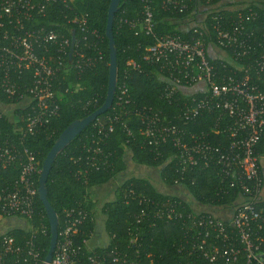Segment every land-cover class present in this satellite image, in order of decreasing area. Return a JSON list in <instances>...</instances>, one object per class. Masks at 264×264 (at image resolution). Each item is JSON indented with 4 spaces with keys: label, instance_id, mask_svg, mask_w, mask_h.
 I'll list each match as a JSON object with an SVG mask.
<instances>
[{
    "label": "trees",
    "instance_id": "trees-1",
    "mask_svg": "<svg viewBox=\"0 0 264 264\" xmlns=\"http://www.w3.org/2000/svg\"><path fill=\"white\" fill-rule=\"evenodd\" d=\"M110 1L68 0L66 5L54 4L45 15H33L23 24L22 33L54 31L69 39L70 44L74 33L75 45L71 61L66 58L64 68L59 69L52 79L54 100L59 108L55 118L30 133L24 123L28 110H15L14 116L18 118L15 122L0 113V153L8 149L17 154L9 164L0 158V190L13 189L19 178V162H25L27 154L33 156L38 170H41L58 136L72 122L88 117L103 105L108 86L109 47L105 31ZM219 1H211L208 5ZM184 2L186 8L183 10L168 4L167 0H121L119 3L112 23L116 91L111 109L98 118L104 120L110 115L113 119L112 132L106 133L104 129L99 133L90 124L56 157L46 182L47 200L58 217V234L68 213L84 217L73 239L81 246L74 257V264H89V256L104 257L109 264H112L113 256L130 264H210L197 249L199 240H196V234L199 229L193 225L205 215L195 214L185 201L175 196L160 193L145 178L126 179L115 189L114 200L101 206L99 212L104 217L108 244L94 249L87 244L82 245V241L88 243L95 227L96 204L91 200L89 190L105 185L125 172L127 151L133 164L158 169L164 186L182 188L202 206L213 210L231 207L238 198L239 185L228 181L229 178L223 179L213 163L208 167L202 162L184 166L170 139L155 146L149 145V140L143 136L145 125L142 121L152 116L161 122L180 124L179 109L190 99L179 92L166 98L164 79L167 70L164 64L145 60L147 49L155 45L160 37L177 36L183 40L196 37L192 30L180 31L179 25L188 19L196 23L194 12L197 7L208 5L205 0ZM146 10L151 15L150 33L144 29ZM80 16L87 17V29L83 34L71 22ZM248 16L255 17L252 20ZM239 17L244 19L245 26L252 32L250 41L254 44L253 49L237 60L231 50L226 51V60L208 55V63L214 68L217 78L233 74L237 79H244L247 74L250 83L264 90V73H257L254 67L256 60L260 57L264 59V7L252 3L238 9L207 14L200 23L204 35L202 39L206 47L215 45V28L228 29L239 21ZM36 53L40 55L41 51L36 50ZM128 63H135L139 69L133 70ZM27 76L29 79V73ZM122 85L126 86L128 93L120 103L118 98ZM194 97L200 98L201 95ZM0 104H18L3 91L1 71ZM217 111H205L187 123L184 126L185 143L226 145L230 134L221 132L226 120ZM257 153H264V139ZM39 174L33 177L36 190L34 212L27 227L7 231L20 252L10 254L6 264H36L28 254L30 250L39 253L37 264H42L46 257L50 233L37 193ZM166 206L174 207L176 214L169 216ZM41 226L45 228V234L41 233ZM132 239L136 240L135 243H131Z\"/></svg>",
    "mask_w": 264,
    "mask_h": 264
},
{
    "label": "built area",
    "instance_id": "built-area-1",
    "mask_svg": "<svg viewBox=\"0 0 264 264\" xmlns=\"http://www.w3.org/2000/svg\"><path fill=\"white\" fill-rule=\"evenodd\" d=\"M184 1L167 0V3L183 10L186 8ZM211 1L214 0H205V3L208 5ZM67 2L68 0H0L2 89L8 98L18 101L17 105L21 109L28 110L24 123L30 133L49 123L58 114L52 79L65 66L70 40L54 31H21L23 24L33 18V15L43 16L54 4L66 5ZM232 3L233 0H220L216 4L198 6L194 12L196 25L193 24L186 30H192L196 37L183 40L177 36H164L147 49L145 60L161 62L167 70V77L164 79L166 98L179 92L190 99L179 109L180 124L161 122L159 118L152 116L146 118V122L142 121L145 125L143 136L149 140V145L155 146L170 139L184 166H195L202 162L208 167L213 163L223 179L229 178L228 181H235L239 185L238 198L231 207L220 208L221 215L194 212L205 215L193 223L199 229L196 234L199 244L196 246L204 259L210 264H264V153H257V148L264 139V90H260L255 83H250L247 74L244 79H237L232 73L216 77L214 68L207 60V47L202 39L204 35L200 24L209 13L233 10L229 7ZM200 9H203L201 13ZM248 17L253 20L255 16ZM198 18L202 20L198 21ZM185 21L187 23L191 20ZM71 22L78 27L80 33L86 32V16L75 17ZM244 23V19L239 17V21L228 29L220 26L215 28V45L212 46L225 54L218 59L226 60L227 50H231L232 56L237 60L247 56L253 49L254 44L250 41L252 32ZM144 29L147 33L152 29L148 10L145 12ZM36 50H40L41 54L38 55ZM51 60L54 62L51 63ZM128 65L133 70L139 69L135 63ZM254 67L257 73L263 74L264 59L260 57L256 60ZM119 90L118 100L121 103L128 92L125 85ZM197 94L201 97H194ZM214 110H218L219 116L226 120L221 132L230 134L227 144L185 143L184 126L203 112ZM92 124L99 133L104 129L106 133H111L113 119L109 115L104 120L97 118ZM103 125L106 127H102ZM16 156V152L11 153L8 149L0 153V158L8 164ZM39 173L33 156L27 154L26 161L19 162V178L13 189L0 190V264H6L10 254L20 252V248L15 246L14 238L8 236L7 231L10 228L27 227L34 212L36 190L33 177ZM166 207L169 216L176 214L174 207ZM83 219L84 217L72 216V213L67 214L50 264H74V257L81 246L73 239ZM40 231L45 234L43 226ZM135 241L132 239L131 243ZM86 244V241H82V245L87 246ZM28 254L37 264L39 253L30 250ZM87 261L89 264H109L104 257L99 259L89 256ZM111 263L130 264L127 260L119 261L114 256Z\"/></svg>",
    "mask_w": 264,
    "mask_h": 264
},
{
    "label": "water",
    "instance_id": "water-1",
    "mask_svg": "<svg viewBox=\"0 0 264 264\" xmlns=\"http://www.w3.org/2000/svg\"><path fill=\"white\" fill-rule=\"evenodd\" d=\"M121 0H111L107 13V23L105 35L108 39L109 47V69H108V86L107 93L103 105L88 117L82 120H76L72 122L57 138L52 148L48 152L45 160L42 164L39 179L37 193L39 199L45 210L47 221L49 225L50 241L49 248L44 259L43 264H50L53 252L55 250L58 240V217L50 206L47 200L46 182L49 176L52 164L56 157L90 124H92L97 118L105 114L111 109L114 95L116 91V50L114 49V42L112 36V23L115 13L118 10V6ZM75 45V34H72L71 44L68 52V61L72 59Z\"/></svg>",
    "mask_w": 264,
    "mask_h": 264
},
{
    "label": "rangeland",
    "instance_id": "rangeland-1",
    "mask_svg": "<svg viewBox=\"0 0 264 264\" xmlns=\"http://www.w3.org/2000/svg\"><path fill=\"white\" fill-rule=\"evenodd\" d=\"M256 4V5H260L262 7H264V3H261L257 0H233V3L231 5H229V7L231 9H238L241 7H245L249 4ZM203 9H200L199 12L201 13ZM199 13V14H200ZM205 13V12H204ZM198 21H201V18L197 19ZM193 24L196 25L195 22L189 21L187 23H183V25H179V30L180 31H186L187 29H189V27H192ZM207 54L210 57H214V58H223L224 57V53L219 51L218 49L214 48L212 45L207 47ZM21 108L20 105H15V106H5V105H1L0 104V113L7 116V118L12 121L15 122L16 121V117L14 116V112L15 110ZM125 161H126V170L124 173L119 174L118 176H116V178L113 179V182L116 183L118 182L119 178H145L148 179L152 182V184L155 186V188L163 194H167V195H171V196H175L183 201H185L193 210V212L199 213V212H206V213H210L212 215H221V210L220 209H212L209 208L208 206H202L198 203H196L195 201H193L190 196L188 195V193L183 190L180 187H171L168 188L166 186H164L161 182L160 176H159V170L158 169H153V168H148V167H144V166H138L135 165L131 162L130 159V153L127 151L125 153ZM100 192L101 191H97ZM98 194V193H97ZM91 200H93V198H91ZM100 209V208H99ZM101 218V213L98 212V215ZM3 226V225H2ZM9 226H7L8 228ZM104 228L103 223H98V229L102 230ZM104 243V241H102ZM102 243H98V245H101Z\"/></svg>",
    "mask_w": 264,
    "mask_h": 264
},
{
    "label": "crops",
    "instance_id": "crops-1",
    "mask_svg": "<svg viewBox=\"0 0 264 264\" xmlns=\"http://www.w3.org/2000/svg\"><path fill=\"white\" fill-rule=\"evenodd\" d=\"M15 106V105H13ZM124 173V172H123ZM126 179L128 178H119L118 182L114 183L113 180L110 181L109 183L94 187L89 190V194L91 198H93V202L96 204V209H95V227H94V232L91 235L87 245L90 249H94L97 247H105L108 244V237L104 231L98 229V223H104V217L101 216V218L98 215L99 208L105 203H110L114 200V191L115 189L120 186ZM97 191H101L97 192ZM98 193V194H97ZM104 225V224H103ZM104 241V243L102 242ZM98 243H102L101 245H98Z\"/></svg>",
    "mask_w": 264,
    "mask_h": 264
}]
</instances>
